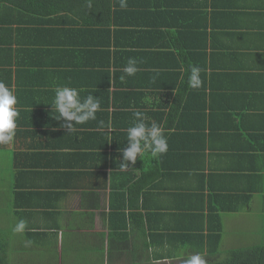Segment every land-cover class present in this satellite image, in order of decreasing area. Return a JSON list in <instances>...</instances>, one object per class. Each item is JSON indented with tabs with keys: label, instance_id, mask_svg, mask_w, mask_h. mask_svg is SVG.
Listing matches in <instances>:
<instances>
[{
	"label": "crops",
	"instance_id": "0c3cea01",
	"mask_svg": "<svg viewBox=\"0 0 264 264\" xmlns=\"http://www.w3.org/2000/svg\"><path fill=\"white\" fill-rule=\"evenodd\" d=\"M116 7L112 21L91 11L110 24L79 36L109 45L105 76L127 64L114 44L128 48L140 71L121 84L82 68L81 57H64L74 16L61 11L42 23L16 12L0 27V81L15 88L20 110L14 142L0 145V235L15 240L24 219L26 241L76 257L93 242L103 253L96 264H176L179 257L167 256L199 252L198 234L209 231L220 232L219 254L253 246L239 245L238 230L241 215L257 204L264 210V0ZM192 66L202 69L198 89L187 84ZM64 85L100 97L96 121L68 132L52 116L54 90ZM136 111L165 128L168 151L121 170ZM109 119L111 135L99 123Z\"/></svg>",
	"mask_w": 264,
	"mask_h": 264
},
{
	"label": "clouds",
	"instance_id": "9594fccd",
	"mask_svg": "<svg viewBox=\"0 0 264 264\" xmlns=\"http://www.w3.org/2000/svg\"><path fill=\"white\" fill-rule=\"evenodd\" d=\"M119 6L121 9H126L128 0H119ZM139 71L138 60L134 57L128 58L123 69L124 75L120 77V80L124 81L126 77H134ZM201 71L202 69L198 66L191 67L187 81L188 87L198 89L202 86ZM155 79L154 76L153 80ZM54 91L55 96L49 104L52 106V113H55L52 116L58 121L63 120L62 127L66 128L68 132L74 131L77 124H86L89 121L97 120V113L102 110L100 97L93 94L81 95L86 91L84 88L67 85L57 86ZM17 105L18 97L15 88L0 81V145L14 142L20 115ZM99 123L109 134L114 131L111 119L107 122L101 120ZM126 133L127 143L121 149L122 162L119 165L121 170L129 169L130 164L135 165L138 157L142 160L146 155L156 158L168 151L169 145L165 128L158 123L150 122L149 118L140 111L134 113V119ZM26 227L27 221L21 219L15 224L14 231L20 233ZM183 264H207V260L202 253L195 252L185 257Z\"/></svg>",
	"mask_w": 264,
	"mask_h": 264
},
{
	"label": "trees",
	"instance_id": "16d2710c",
	"mask_svg": "<svg viewBox=\"0 0 264 264\" xmlns=\"http://www.w3.org/2000/svg\"><path fill=\"white\" fill-rule=\"evenodd\" d=\"M138 3V0H129L131 5ZM117 6V7H116ZM115 7L118 9L119 0H0V27L3 24H12L14 21H8L6 18L8 16L12 17L14 13L20 14V16H24V14L33 15L38 22H42L43 20H48L51 14L59 13L63 11L67 18L71 16L75 17L74 22V30L72 31L75 39H67L65 40V55L64 57H81L83 58L81 67L87 69L91 72H97L98 74L102 72L103 81L111 82L112 79H115L116 83H123L124 81H135V77H126L124 81L120 80V77L124 75L122 72L120 75L116 74L114 77H111L109 74L105 76V69H103V63H101L102 55L104 57L109 56V45L103 44L107 48H102L100 43L87 41L86 38L81 35H86L85 29L88 25L94 26L95 24H110V22H96L95 15L91 18V11L94 14L95 11L103 14L104 12L109 13L110 20L112 21L113 14L116 15ZM9 12V13H8ZM47 17L48 19H45ZM51 20V19H50ZM179 30V29H178ZM151 37H156L160 40L159 35H151ZM107 42H110L108 39ZM114 53L115 55L124 54L126 55V59L132 58V56L128 55L129 53L125 50L127 47H120L116 43L114 44ZM155 51H161L163 44L162 42L156 41L154 43ZM124 51V52H123ZM127 62V61H125ZM92 86V84H91ZM121 92V91H120ZM211 133V128L209 126L208 135ZM252 195V194H251ZM251 195H248L251 197ZM231 209V208H229ZM236 209V208H235ZM203 230V229H202ZM200 238L199 244L200 250L199 252L203 253L206 245H208L209 251L204 256L209 258V262L207 264H264V244L262 245H253V246H244V247H236L226 251V255L224 258L220 259L218 243L220 238V232L209 231L207 234L201 232L198 234ZM205 240H207L205 242ZM214 240V241H213ZM7 237L4 235H0V264H10L7 258ZM213 243L215 244V248L212 249ZM178 261V260H177ZM181 262H177L178 264H183ZM176 263V264H177ZM64 264H72V263H64ZM108 264H113L111 260H108ZM125 264H141L134 262H126Z\"/></svg>",
	"mask_w": 264,
	"mask_h": 264
},
{
	"label": "rangeland",
	"instance_id": "374dc122",
	"mask_svg": "<svg viewBox=\"0 0 264 264\" xmlns=\"http://www.w3.org/2000/svg\"><path fill=\"white\" fill-rule=\"evenodd\" d=\"M239 223L241 230L236 227L239 229V245H248V242L250 245L264 244V210L259 207L258 204L250 214L241 215L239 217ZM244 231L246 232L244 233ZM19 234L20 233H14L11 240H15H10L11 242H8L7 258L10 264H96L95 258L103 255V253L98 250L99 248L95 249L93 247L95 243L92 242V249L93 251L97 250V252H93L86 248V250H80V255L76 257L77 251L65 250L63 256H61V252H59L57 256L54 254V249L49 250L47 245H45V249L38 248L36 242L26 241L25 238ZM177 253H184V251H178ZM225 255L226 251L220 255V259L224 258ZM160 257V255H156L153 259H158ZM177 257H179L178 261L181 262L187 257V254H183L182 256H167L169 259H177ZM208 260L209 258H207V261ZM155 263L156 261L152 263L151 261H147L142 264Z\"/></svg>",
	"mask_w": 264,
	"mask_h": 264
}]
</instances>
